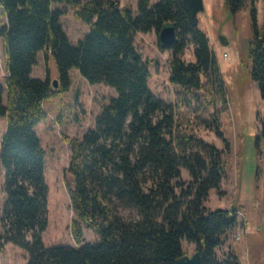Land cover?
I'll return each mask as SVG.
<instances>
[{"label": "trees", "instance_id": "16d2710c", "mask_svg": "<svg viewBox=\"0 0 264 264\" xmlns=\"http://www.w3.org/2000/svg\"><path fill=\"white\" fill-rule=\"evenodd\" d=\"M64 1L74 5L76 18L90 27L78 46L65 34L63 11L52 9L53 0H0L7 19L0 28L6 69L5 84L0 83V117L8 123L0 144L6 195L0 252L12 243L26 252L27 264H176L186 255V240L195 245L202 264H243L232 252L222 258L217 253L238 223L237 208L212 211L204 205L223 180V150L176 129L172 105L150 91L148 67L134 46L136 33L158 35L164 24L174 23L179 41L166 48L173 50L169 80L186 93H197L205 83L213 89L221 86L208 36L199 25H191L182 0H158L152 6L151 0H137V17L118 0ZM223 2L232 13L250 3L256 28L255 0ZM189 45L193 62L182 58ZM39 52H44L46 64L49 57L53 60L58 89L48 68L44 79L32 77ZM249 57L264 100V28L255 29ZM72 68L90 84L110 86L117 95L81 139L64 134L71 149L67 172L73 185L67 189L77 246H46V152L35 127L47 117L45 101L69 91ZM224 142L230 150L229 141ZM182 169L190 181L182 179ZM119 208L134 211L137 218L125 220ZM85 228L99 240L84 243Z\"/></svg>", "mask_w": 264, "mask_h": 264}, {"label": "rangeland", "instance_id": "374dc122", "mask_svg": "<svg viewBox=\"0 0 264 264\" xmlns=\"http://www.w3.org/2000/svg\"><path fill=\"white\" fill-rule=\"evenodd\" d=\"M83 3L89 0H81ZM121 7L139 16L137 0H118ZM158 0H151V6ZM205 10L198 15L199 28L208 36L215 54L219 80L222 86L205 83L203 90L186 93L170 83L172 49L161 50L158 35L136 33L134 46L143 63L148 67V87L159 99L172 105L176 129L215 144L223 150L225 174L219 189H212L205 201L209 210H238V223L225 235L217 249L220 258L232 252L243 264H264V138L259 139L264 121V100L256 81L252 78V60L249 50L255 39V29L264 28V0H255L256 28L251 15V4L245 10L226 11L223 0H204ZM53 10H61L60 23L73 46H78L88 34L89 25L76 18L74 5L64 0H53ZM7 19L0 7V28ZM224 37L228 44H222ZM186 62H193V47L187 46L182 54ZM3 44L0 38V83L5 84L6 69ZM50 70L51 81L56 80V67L44 52L38 53V64L32 77L44 79ZM71 86L61 96L44 103L47 117L36 125L35 130L46 152L45 180L48 192V226L42 233L46 246H77L70 226L74 218L67 186L73 178L67 172L71 160L70 145L64 134L81 139L85 132L95 127L102 108L110 104L117 93L105 84H90L77 68L70 70ZM224 92V93H223ZM225 95V98L223 96ZM5 117H0V144L7 130ZM224 139L230 143L226 149ZM182 179L191 180L182 169ZM5 172L0 164V234L2 210L6 199L4 192ZM125 220L136 219L132 210L119 208ZM99 236L91 229H84V243L96 242ZM186 255L195 253V245L183 240ZM26 252L12 244H5L0 252V264H27Z\"/></svg>", "mask_w": 264, "mask_h": 264}, {"label": "water", "instance_id": "95a60500", "mask_svg": "<svg viewBox=\"0 0 264 264\" xmlns=\"http://www.w3.org/2000/svg\"><path fill=\"white\" fill-rule=\"evenodd\" d=\"M183 8L187 14L188 20L193 27L198 26V15L204 12V0H182ZM159 45L162 49L171 48L179 41L176 26L174 23L168 22L163 25L158 34ZM222 44H228L224 37L220 38ZM53 87L59 88L58 80L53 81ZM176 264H202L201 256L198 251L192 256L185 255L179 258Z\"/></svg>", "mask_w": 264, "mask_h": 264}]
</instances>
